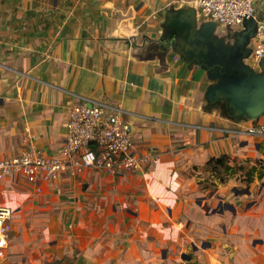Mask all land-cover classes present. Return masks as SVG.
Here are the masks:
<instances>
[{"label":"crops","instance_id":"0c3cea01","mask_svg":"<svg viewBox=\"0 0 264 264\" xmlns=\"http://www.w3.org/2000/svg\"><path fill=\"white\" fill-rule=\"evenodd\" d=\"M255 22L212 24L193 0H0V160L57 154L83 99L118 108L135 151L156 158L136 173L1 180L13 213L0 264L223 263L255 188L241 176L211 194L200 183L213 156L264 158V135L249 131L264 118Z\"/></svg>","mask_w":264,"mask_h":264},{"label":"built area","instance_id":"2783aa9c","mask_svg":"<svg viewBox=\"0 0 264 264\" xmlns=\"http://www.w3.org/2000/svg\"><path fill=\"white\" fill-rule=\"evenodd\" d=\"M260 0H193L205 16L225 26H233L256 17ZM259 39L254 48L257 60L264 57V22L258 23ZM264 135V118L249 129ZM154 157L138 154L134 149L130 127L118 108L104 101L87 99L73 103L67 119V136L60 151L47 155L38 147L0 160V181L7 177H23L30 182L56 181L65 174L83 167L102 169L111 174L136 173ZM153 159V160H152ZM12 208L0 204V260L8 245L6 223Z\"/></svg>","mask_w":264,"mask_h":264},{"label":"rangeland","instance_id":"374dc122","mask_svg":"<svg viewBox=\"0 0 264 264\" xmlns=\"http://www.w3.org/2000/svg\"><path fill=\"white\" fill-rule=\"evenodd\" d=\"M234 178H237L238 181H245L243 178L239 177V175H235L230 177L226 182L222 183L220 180H218V177L216 178L210 173V179H203L200 183V186L203 193L211 194L218 188L219 184H225ZM250 184H252V186L255 188L254 197L251 198L252 201L248 204V206H244V209H242L243 213L242 216L239 217L240 219L238 224H235L234 221H232V227L230 231L235 236V240L231 238L234 240L232 241V246H227V248L221 254L224 258L223 263L217 264H264L258 262V255L255 252L252 253L253 248H251V246H253L252 239L254 237H260L263 242H257L254 249L255 251L256 249H259L258 252L256 251L259 255H262L260 252L264 251V192L259 195V189L261 184H264V178L259 179L256 177L252 182H250ZM262 189L264 191V186ZM220 207L223 208L222 205ZM9 222L10 219L6 223L7 233ZM63 262L64 261L55 260L53 258L48 259L45 263H43L37 262L35 260L27 261L26 258L20 257L17 260H14L13 264H66Z\"/></svg>","mask_w":264,"mask_h":264},{"label":"trees","instance_id":"16d2710c","mask_svg":"<svg viewBox=\"0 0 264 264\" xmlns=\"http://www.w3.org/2000/svg\"><path fill=\"white\" fill-rule=\"evenodd\" d=\"M260 150L264 154V140L260 144ZM206 170L214 177H218L222 183L235 175L252 182L256 177L264 178V158L238 160L229 154H221L210 158L206 163Z\"/></svg>","mask_w":264,"mask_h":264},{"label":"water","instance_id":"95a60500","mask_svg":"<svg viewBox=\"0 0 264 264\" xmlns=\"http://www.w3.org/2000/svg\"><path fill=\"white\" fill-rule=\"evenodd\" d=\"M246 21H254V22H255V19H254V18H252V19H247V20H245L244 22H246ZM210 22H211L212 24H215V23H216L215 21H211V20H210ZM255 27H256V28H255V31H254V32L257 34V32H258L257 28H258V27H257V25H256V22H255ZM263 59H264V57H263L261 60H263ZM225 207L228 208V209H232V210L236 211L234 205H232V204H230V203H226V204H225Z\"/></svg>","mask_w":264,"mask_h":264},{"label":"flooded vegetation","instance_id":"af4514ba","mask_svg":"<svg viewBox=\"0 0 264 264\" xmlns=\"http://www.w3.org/2000/svg\"><path fill=\"white\" fill-rule=\"evenodd\" d=\"M226 204V203H225ZM225 206V205H224Z\"/></svg>","mask_w":264,"mask_h":264}]
</instances>
